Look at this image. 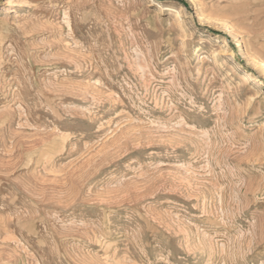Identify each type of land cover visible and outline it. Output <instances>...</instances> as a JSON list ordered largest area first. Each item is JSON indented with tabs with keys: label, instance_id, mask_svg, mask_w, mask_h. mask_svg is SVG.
Instances as JSON below:
<instances>
[{
	"label": "rangeland",
	"instance_id": "1",
	"mask_svg": "<svg viewBox=\"0 0 264 264\" xmlns=\"http://www.w3.org/2000/svg\"><path fill=\"white\" fill-rule=\"evenodd\" d=\"M0 264H264V0H0Z\"/></svg>",
	"mask_w": 264,
	"mask_h": 264
},
{
	"label": "bare ground",
	"instance_id": "2",
	"mask_svg": "<svg viewBox=\"0 0 264 264\" xmlns=\"http://www.w3.org/2000/svg\"><path fill=\"white\" fill-rule=\"evenodd\" d=\"M246 49V55L248 56L249 60L252 62H258L256 57L254 56V54L248 49V47L245 46ZM215 56V55H214ZM243 81L246 83H253L254 79L253 77H251L249 74L244 73L243 74Z\"/></svg>",
	"mask_w": 264,
	"mask_h": 264
}]
</instances>
